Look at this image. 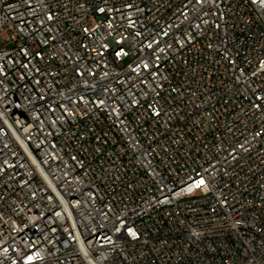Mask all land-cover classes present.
I'll return each instance as SVG.
<instances>
[{"label":"built area","instance_id":"2783aa9c","mask_svg":"<svg viewBox=\"0 0 264 264\" xmlns=\"http://www.w3.org/2000/svg\"><path fill=\"white\" fill-rule=\"evenodd\" d=\"M0 264H264V0H0Z\"/></svg>","mask_w":264,"mask_h":264},{"label":"rangeland","instance_id":"374dc122","mask_svg":"<svg viewBox=\"0 0 264 264\" xmlns=\"http://www.w3.org/2000/svg\"><path fill=\"white\" fill-rule=\"evenodd\" d=\"M0 44H1V40H0Z\"/></svg>","mask_w":264,"mask_h":264}]
</instances>
